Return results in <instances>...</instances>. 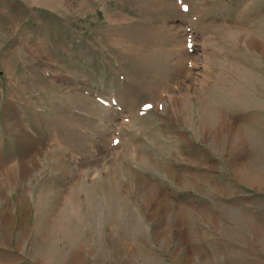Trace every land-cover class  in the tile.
Listing matches in <instances>:
<instances>
[{"label": "rangeland", "instance_id": "obj_1", "mask_svg": "<svg viewBox=\"0 0 264 264\" xmlns=\"http://www.w3.org/2000/svg\"><path fill=\"white\" fill-rule=\"evenodd\" d=\"M0 264H264V0H0Z\"/></svg>", "mask_w": 264, "mask_h": 264}]
</instances>
